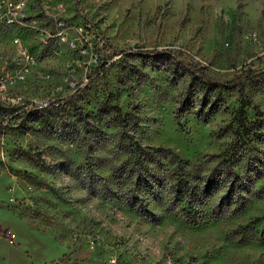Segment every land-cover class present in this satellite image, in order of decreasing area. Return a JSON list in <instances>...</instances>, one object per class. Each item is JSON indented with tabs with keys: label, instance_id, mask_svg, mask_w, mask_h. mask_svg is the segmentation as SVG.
Returning a JSON list of instances; mask_svg holds the SVG:
<instances>
[{
	"label": "rangeland",
	"instance_id": "1",
	"mask_svg": "<svg viewBox=\"0 0 264 264\" xmlns=\"http://www.w3.org/2000/svg\"><path fill=\"white\" fill-rule=\"evenodd\" d=\"M23 4L62 12L14 23L38 64L0 91V264H264V0Z\"/></svg>",
	"mask_w": 264,
	"mask_h": 264
},
{
	"label": "built area",
	"instance_id": "2",
	"mask_svg": "<svg viewBox=\"0 0 264 264\" xmlns=\"http://www.w3.org/2000/svg\"><path fill=\"white\" fill-rule=\"evenodd\" d=\"M22 4L23 0H0V25H7V32L4 37V45H0V59L3 58V53L5 52V42H14L16 51H20V58H13V55H7L6 58V72L3 73V76L0 78V91L7 92L10 89H15L16 86L12 84V77H21L25 72V66H30V64H38V62L31 61V51L26 44H19L18 30L21 29L20 26H15L13 24V17H26L27 19H32L33 23H38L40 19V14H49L46 12V6L43 7V11L39 9L36 13V17H29V13H22ZM62 12V9L54 10L53 15H50V18L56 19L57 15L54 13ZM56 21V20H55ZM57 23V22H56ZM65 37H68L67 31L63 28V24L58 22L56 29L49 31L47 33V41L57 40L62 44H65ZM81 43V40L76 39ZM87 43V41L85 40ZM77 41H74V49L77 48ZM105 45L104 41H99V46L103 48ZM89 45H81L77 50L80 55H87L89 51ZM91 60L95 63L98 60V54L95 53ZM14 63H21V70H14ZM34 108L41 106L49 107H59L58 102H53L50 100L37 101L32 105ZM8 237L12 240L15 238V235L8 233ZM74 238L77 239V235L74 234ZM96 243L95 239L88 240V246L93 248ZM115 261L110 260V263L113 264Z\"/></svg>",
	"mask_w": 264,
	"mask_h": 264
},
{
	"label": "trees",
	"instance_id": "3",
	"mask_svg": "<svg viewBox=\"0 0 264 264\" xmlns=\"http://www.w3.org/2000/svg\"><path fill=\"white\" fill-rule=\"evenodd\" d=\"M152 54V53H151ZM157 56H161L160 54L158 53H155ZM207 82V86L209 87L210 86V89H208L207 91L208 92H212L211 88H219V87H215L213 85V83L211 82H208V81H205ZM231 87H234V85H230ZM225 87V86H223ZM239 95H240V98H241V103H240V111H239V118L237 120L238 122V127H237V131H238V134L239 132H242L241 135H238L239 137H247L249 135V129L246 127L244 121H243V118H242V110L245 109L249 103L243 93L242 90L239 91ZM205 106V105H204ZM189 106H187V104H184L182 105L178 111H177V116L180 115L181 113H183L184 111H186L188 109ZM200 113H202L203 111H199ZM136 150L138 153H140V155L138 156V160H137V164L138 165H141L143 166L144 162L141 161V158L143 156V151L137 146L136 147ZM164 151L163 150H157V153H163ZM169 156L172 157L173 160L177 161V163L179 165H187L186 163H183L180 159H178L177 157L173 156L169 151H165ZM143 160V159H142ZM143 163V164H142ZM215 180L214 179H210L206 182L205 184V188L206 190H214V183ZM147 188H150L151 190H153V186H148L146 185ZM172 192H173V200L174 202L178 203L180 202L182 199H184L185 197L187 198V203L188 205H191L193 203V195H192V189H191V186L189 184V181L184 179V177H180V178H177L175 180V183L172 185V188H171Z\"/></svg>",
	"mask_w": 264,
	"mask_h": 264
},
{
	"label": "bare ground",
	"instance_id": "4",
	"mask_svg": "<svg viewBox=\"0 0 264 264\" xmlns=\"http://www.w3.org/2000/svg\"><path fill=\"white\" fill-rule=\"evenodd\" d=\"M24 4H22V13H24ZM19 18H21V17H13V24L15 23V21L16 20H19ZM5 26H7V25H5ZM13 44H14V42H13ZM20 44V43H19ZM19 53H20V51H18ZM32 61V60H31ZM33 62V61H32ZM30 67V66H29ZM14 81V78L12 79V82ZM42 107H46V106H42Z\"/></svg>",
	"mask_w": 264,
	"mask_h": 264
}]
</instances>
